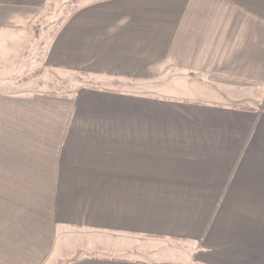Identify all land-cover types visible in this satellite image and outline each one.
Returning a JSON list of instances; mask_svg holds the SVG:
<instances>
[{"label":"crops","instance_id":"0c3cea01","mask_svg":"<svg viewBox=\"0 0 264 264\" xmlns=\"http://www.w3.org/2000/svg\"><path fill=\"white\" fill-rule=\"evenodd\" d=\"M46 2L0 0V30ZM45 62L161 83L0 95V264H264V0H85Z\"/></svg>","mask_w":264,"mask_h":264},{"label":"rangeland","instance_id":"374dc122","mask_svg":"<svg viewBox=\"0 0 264 264\" xmlns=\"http://www.w3.org/2000/svg\"><path fill=\"white\" fill-rule=\"evenodd\" d=\"M84 2L85 0H47L44 8L26 26L0 30V95H29L34 93L72 95L83 87L128 89L141 92L157 90L159 83H161L160 80L138 81L101 77L62 70L46 64L45 52L50 38L65 18ZM186 91L173 90L168 91V93L174 92L171 94L181 95L185 92V95L194 96L192 93L195 91ZM77 233L79 235L80 232ZM80 235L92 237L93 244L98 245L100 243V235H97L96 232H84ZM108 238H110L111 245L108 252L110 256L152 259V252L147 253L144 250L145 252L142 254L140 250V248H149V245H152L150 239L142 238L140 240L128 236L114 237L111 235ZM117 245L120 249L116 247ZM134 246H136L135 250L126 252L129 247ZM97 252L99 250L93 251V254ZM166 252L175 258H181V255L185 254L180 248L177 250L167 249ZM84 254H89V252L86 250L78 251L74 258Z\"/></svg>","mask_w":264,"mask_h":264}]
</instances>
